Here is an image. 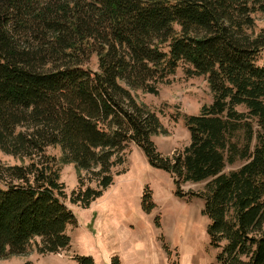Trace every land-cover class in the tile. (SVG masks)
I'll return each instance as SVG.
<instances>
[{
    "label": "trees",
    "instance_id": "1",
    "mask_svg": "<svg viewBox=\"0 0 264 264\" xmlns=\"http://www.w3.org/2000/svg\"><path fill=\"white\" fill-rule=\"evenodd\" d=\"M256 12L264 0H0V150L26 160L0 161V260L31 243L40 254L69 247L75 217L47 148L80 170L100 168L98 190L71 192L69 201L87 208L112 182L111 158L132 143L172 177L175 196L203 200L217 263L264 264V29L253 32ZM180 65L206 78L212 101L184 117L189 144L163 157L151 140L158 119L129 90L157 94ZM187 183L203 190L183 193ZM153 207L148 192L142 208Z\"/></svg>",
    "mask_w": 264,
    "mask_h": 264
},
{
    "label": "rangeland",
    "instance_id": "2",
    "mask_svg": "<svg viewBox=\"0 0 264 264\" xmlns=\"http://www.w3.org/2000/svg\"><path fill=\"white\" fill-rule=\"evenodd\" d=\"M253 18V32L259 33L264 29V12L254 13ZM257 64L264 65V50L259 54ZM88 67L94 71L97 68L94 54ZM185 68L180 65L158 86L157 94L144 92L141 88L129 90L134 101L158 119L161 132L151 136V140L157 153L163 157H170L189 144L190 135L184 117L198 115L202 106L212 101L206 78L188 77ZM46 153L60 168L59 180L67 195L65 206L75 217V224L67 228L69 247L58 253L40 254L31 243L25 253L1 259L0 264H79L77 259L95 264L96 258L110 264L117 259L120 264L117 252L121 236L117 233L128 239L134 235L135 241L141 237L143 245L148 242L150 246L159 247L168 264H219L215 259L218 251L209 246L208 218L201 214L203 200L175 196L172 177L150 167L136 145L129 143L124 151L111 158L108 175L112 182L87 208L71 203V192L79 187L98 190V181L102 178L98 174L100 168L94 166L90 171L80 170L63 159L58 147H49ZM0 161L7 165L26 162L1 150ZM203 186L202 183H187L181 186V191L197 193L203 190ZM148 192L154 207L146 211L142 208V199ZM107 230L113 231L111 235Z\"/></svg>",
    "mask_w": 264,
    "mask_h": 264
},
{
    "label": "crops",
    "instance_id": "3",
    "mask_svg": "<svg viewBox=\"0 0 264 264\" xmlns=\"http://www.w3.org/2000/svg\"><path fill=\"white\" fill-rule=\"evenodd\" d=\"M106 232L110 234L113 231L107 230ZM117 234L121 236V241L120 244H118V252H117V254H119L120 257V264H168V259L166 258L165 253L159 247L150 246L148 242H146L145 245H143V243L140 242L142 241L141 237L135 241L134 239L136 238L134 237V235H132L131 238L128 239L126 237H123L119 233ZM80 243L82 245V240H80ZM100 248L102 247L100 246ZM95 264H110V263L106 261L99 262L97 261L96 258Z\"/></svg>",
    "mask_w": 264,
    "mask_h": 264
}]
</instances>
